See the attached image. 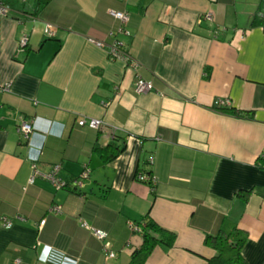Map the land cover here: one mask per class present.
Segmentation results:
<instances>
[{"label":"crops","instance_id":"obj_1","mask_svg":"<svg viewBox=\"0 0 264 264\" xmlns=\"http://www.w3.org/2000/svg\"><path fill=\"white\" fill-rule=\"evenodd\" d=\"M5 1L0 264H129L148 214L177 241L146 264H207L216 253L204 241L223 222L248 234L247 264H263L264 0ZM111 12L129 14L130 36L117 39L136 66L110 60L121 27ZM138 77L153 90L137 95ZM91 119L100 129L78 124ZM23 123L33 126L28 140ZM109 145L121 153L103 159ZM35 157L42 173L60 165L67 181L89 176L79 190L30 185ZM82 221L107 234L114 258Z\"/></svg>","mask_w":264,"mask_h":264},{"label":"built area","instance_id":"obj_2","mask_svg":"<svg viewBox=\"0 0 264 264\" xmlns=\"http://www.w3.org/2000/svg\"><path fill=\"white\" fill-rule=\"evenodd\" d=\"M26 1V0H24ZM11 9L9 7V5L6 3L5 0H0V17H7L11 14ZM112 17H114L116 20H118L121 24V27L119 28V31L117 32H112L111 35L112 37H114L113 43L111 44V47L109 49V54H110V60H120V61H125L128 63H131L133 65H135L136 63L132 60L131 56L126 52V44L122 41H119L117 39V35H125V36H130V32L125 28V26L127 25V23L130 20L129 14L127 12H111L110 13ZM212 15L211 14H207L206 16H204V18L199 20V23H202L203 20L205 21H212ZM45 33L47 34V36L49 37H54L55 32L53 31V29H51V26L47 27ZM28 36L23 37L20 40L19 46L21 51H24L25 48L27 47L28 44ZM100 46H105L104 43L102 42H98ZM136 66V65H135ZM8 87L3 88L2 91H7ZM135 93L138 94H145V93H149L150 91H152V84L149 82L144 81L141 77H138L137 82L135 84ZM228 103V102H227ZM225 102H221L220 106H224ZM79 126L83 127V126H88L91 127L93 129H100V127L103 124V120H99V119H91L90 122H86V120H81L79 121ZM18 131L22 134V136L25 138V140L29 139L30 134L33 131V126L29 123H23ZM39 160L38 157L32 158V174L31 177L29 179V184L32 185L33 183H35L37 178H41L43 180H47L55 190H65L68 188H72L74 190H79L83 187L84 185V180L87 179V177L89 176V172L88 170L83 171L80 174V177L78 179H74L72 181H67L65 179H62L60 176L61 173V169L62 167H60V165H55V167L48 173H42L38 168H37V161ZM152 162V161H151ZM140 180L144 181L148 184H150V187L152 189V191H154L155 189V178L145 175L143 173H141L140 176ZM52 212H54L55 214L60 213V207L54 208L52 209ZM10 226H12V222L11 221H7L6 219L4 220V227L5 228H9ZM81 227H84L88 230H90L93 234L94 237H96L97 239L103 241L104 243L107 240V234L104 231L98 230V229H93L91 227L88 226V224L84 221H82L81 223ZM135 229V228H133ZM137 230V229H136ZM109 243H105L104 245V251L107 253L109 252L108 248H109ZM114 258L115 254L114 252H109L108 258ZM17 263H19V261H17Z\"/></svg>","mask_w":264,"mask_h":264},{"label":"trees","instance_id":"obj_3","mask_svg":"<svg viewBox=\"0 0 264 264\" xmlns=\"http://www.w3.org/2000/svg\"><path fill=\"white\" fill-rule=\"evenodd\" d=\"M127 52V51H126ZM129 54V53H128ZM222 114L231 115L239 118H251V112L234 110L233 108L217 109ZM121 148L114 145H109L103 149H99L103 159H114ZM216 235H208L204 241V245L215 251V256L208 260L207 264H247L246 259L242 256L244 247L248 240V234L235 224L223 222ZM141 236L143 243L136 250L129 264H146V260L157 249V247L170 250L177 241V235L171 231L162 228L158 223H155L149 216H146L142 228ZM264 264V263H263Z\"/></svg>","mask_w":264,"mask_h":264}]
</instances>
